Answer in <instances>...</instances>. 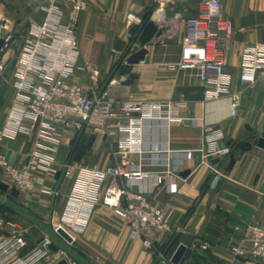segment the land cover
<instances>
[{
  "label": "crops",
  "instance_id": "obj_1",
  "mask_svg": "<svg viewBox=\"0 0 264 264\" xmlns=\"http://www.w3.org/2000/svg\"><path fill=\"white\" fill-rule=\"evenodd\" d=\"M189 1L193 0H183L186 5L181 10L185 15L194 13L198 7L189 4ZM220 1L223 16L234 23V31L225 43V63L230 73L231 92L241 94L235 116L231 115L230 96L206 100L204 88L196 75L169 67L180 60L182 34L147 45L148 54L144 60L136 64L127 62L130 68L126 72L120 68L114 71L115 62L122 53V50L115 49L119 39L114 43V50L118 53L103 50L96 27L93 31L92 26H96L102 16H110L121 22L129 12L142 15L152 7V0H89L88 8L80 19L82 54L79 67L91 62L104 74L118 77L119 82L111 86L112 98L117 101L183 99L186 105L181 109V114L187 119L169 125L157 122L146 125V162L158 161L163 165L166 159L180 174V178L176 179L179 184L176 193L164 186L153 187L146 180V190L154 188L150 193L151 198L165 211L171 212L170 228L151 231L152 246L147 245L142 237L131 238L129 225L113 208L100 204L92 214L87 231L76 234L74 243L58 239L61 248L72 251L74 257L67 259L69 264H174L169 259L181 244L186 245L187 250L180 264H264L263 259L251 256L252 243L247 231L250 224L264 225V148L257 145L258 138L264 137V78H260L254 86L241 83L245 47L264 43V0ZM45 4L46 0H0V23L8 24L20 41L32 23L42 21ZM172 10H177L175 5ZM14 56L12 49L4 54L7 66L0 73L1 126L8 118L16 93ZM129 74L134 76L132 82L126 84L124 80ZM71 79L89 87V80L82 69H78ZM191 118H195L196 122L193 123ZM205 124L221 127L225 131L220 146L228 147L230 153L215 157L220 158V162L213 163L215 158L203 159L200 148L204 146ZM94 135L91 149L78 163L102 169L117 162L104 135ZM89 136L81 135L78 140L68 130L63 134L62 143H69L73 139L86 141ZM31 139L32 135L25 132L8 139L5 152L11 163L19 165L24 162ZM245 141H249L252 147L242 152L240 145ZM184 150L196 151L188 159L181 152ZM232 154L236 156V162L231 170H227ZM133 158L130 168L137 169V158ZM186 169L191 172L184 177L181 172ZM0 175L3 182L10 186L7 192L0 191L11 195L14 187L12 178L2 169ZM110 181V177L105 179L103 190ZM49 183L61 192L59 196L39 188L20 193L18 197L11 195L20 199L45 223H51V234L44 232L43 236H34L33 240L53 235V223L63 213L73 179H65L60 172L56 178L49 179ZM203 243L207 244V248H202ZM73 245L75 247L70 248ZM237 245L244 248L243 256L234 253L233 248Z\"/></svg>",
  "mask_w": 264,
  "mask_h": 264
},
{
  "label": "built area",
  "instance_id": "obj_2",
  "mask_svg": "<svg viewBox=\"0 0 264 264\" xmlns=\"http://www.w3.org/2000/svg\"><path fill=\"white\" fill-rule=\"evenodd\" d=\"M157 1L175 4L179 0ZM88 5L89 0H46L42 21L32 23L20 41L8 24H0L8 30L0 51V73L7 66L4 54L12 49L17 77L12 108L5 124L0 125V169L9 174L20 193L39 188L59 196L61 192L50 185L49 179L56 178L59 171L65 179H73L63 213L53 223V235L31 240L22 224L0 219V264H56L62 258L71 260L69 251L57 243L58 239L67 242L58 230L62 228L75 241L76 234L87 231L92 214L100 204L113 208L129 225L131 238L142 237L147 245L152 246L151 231L170 228L171 212L151 198L154 188L146 190V180L153 187L164 186L176 193L179 188L176 179L180 174L166 159L163 165L158 161L146 162V125L185 121L187 118L181 109L186 101H117L112 98L111 86L119 82L118 77L104 74L91 62L79 67L80 19ZM162 11L166 16V6ZM170 18L172 25L164 30L163 40L183 33L180 60L169 67L196 75L206 100L230 96L231 115L235 116L241 94L231 92L230 73L225 63V43L234 31V23L223 16L222 2L201 0L194 13L185 15L177 9ZM145 22L141 14H127L129 27L141 28ZM78 69L85 71L89 87L71 79ZM260 78H264V43H255L243 51L241 83L254 86ZM191 121L195 123L196 119ZM68 130L78 140L84 134H103L117 162L102 169L81 164L73 160V148L66 163H58L57 150ZM19 132L31 134L32 139L26 159L15 165L8 159L5 148L8 139ZM224 138L223 128L205 124L204 146L200 148L203 159L227 156L230 149L220 146ZM195 151L181 152L191 159ZM133 157L137 158V169L130 168ZM108 177L111 181L103 190ZM247 231L252 243L251 256L264 260V225L250 224ZM53 244L58 246L57 251L52 249ZM201 246L207 248L206 243ZM233 251L236 256L245 254L242 245L235 246Z\"/></svg>",
  "mask_w": 264,
  "mask_h": 264
},
{
  "label": "rangeland",
  "instance_id": "obj_3",
  "mask_svg": "<svg viewBox=\"0 0 264 264\" xmlns=\"http://www.w3.org/2000/svg\"><path fill=\"white\" fill-rule=\"evenodd\" d=\"M200 1L201 0L189 1V4L192 3V5L198 6ZM159 5H163L164 7L166 6L167 8V20L166 23H163V29L166 31L172 25V19H168L169 16H173L172 7L175 5L177 9H181V7H184V5L186 4L183 3V0H179L175 4H162L157 0H152V7L148 9V12H150L148 13V15L150 16L154 12H157L156 10H158L157 8L159 7ZM92 27L93 31L95 30L94 27H96L97 38L102 42L101 49L109 50L112 54L118 53L116 52V50H114L115 41L117 39L125 40L126 45L123 48L122 53H120L118 61L115 62L116 67L114 71L120 68L123 72H126L130 68V65L127 63V58L135 50L140 48L139 42L135 39H131L129 32L132 27H129V25L127 24V16L126 19L121 22L116 21L113 17L110 16H102L100 17V19H98L97 25ZM0 181H3L1 175ZM0 219H3L4 221H17L22 224L25 231H27L28 233L27 237L31 240H33L34 236L37 238L43 236L44 232L47 234H51L52 232L50 222L45 223L43 218L37 217L33 214L32 210L25 207L20 199L13 198L10 194H5L2 191H0ZM39 230H41L42 232ZM72 247L75 246L73 245L70 248Z\"/></svg>",
  "mask_w": 264,
  "mask_h": 264
},
{
  "label": "water",
  "instance_id": "obj_4",
  "mask_svg": "<svg viewBox=\"0 0 264 264\" xmlns=\"http://www.w3.org/2000/svg\"><path fill=\"white\" fill-rule=\"evenodd\" d=\"M157 12H154L150 16L148 15V11L144 12L142 14L143 18L146 20L145 24L139 28L137 26H133L129 32L130 36L138 32L137 39L140 44V48L133 54H131L127 58V62L129 64H136L141 62L145 59L146 55L148 54V48L147 45L151 43H158L163 41L164 37V26H159V24L156 22L157 20ZM1 24V23H0ZM1 39H0V51L4 44L5 38L8 35V30L6 28L1 29ZM126 42H124L122 39H119L116 43L115 49L116 50H123ZM134 74H129L127 78L124 80V83L130 84L132 82ZM95 140V135H90L86 141H81L78 144L73 139L69 143H61L58 147L57 154H56V161L60 164H65L72 149L75 148L73 152V160L76 162H80L85 155L88 153V151L91 149L92 144ZM257 145L264 148V137L261 136L257 140ZM252 147V144L249 141H245L240 145V149L242 152H244L247 149H250ZM213 163L220 162V158H215L212 161ZM236 162V156L232 154L230 156L229 164L227 166V170H231ZM191 170L186 169L181 172V175L184 177H187L190 174ZM60 175V171L57 172V176ZM221 184V183H220ZM219 184V186H220ZM0 189L2 191L7 192L10 189V186L5 182H0ZM11 195L13 197H18L20 195V192L17 188L13 187L11 189ZM58 233L68 242V243H74V239L72 236H70L65 230L60 228L58 230ZM52 249L54 251L58 250V246L56 244L52 245ZM187 250V246L184 244H181L176 252L174 253L171 261L174 264H180V262L183 259V256ZM82 252V251H81ZM70 257H74L71 252L68 253ZM56 264H69V261L66 258L60 259Z\"/></svg>",
  "mask_w": 264,
  "mask_h": 264
},
{
  "label": "bare ground",
  "instance_id": "obj_5",
  "mask_svg": "<svg viewBox=\"0 0 264 264\" xmlns=\"http://www.w3.org/2000/svg\"><path fill=\"white\" fill-rule=\"evenodd\" d=\"M157 9H158V11H157L158 15H157L156 22H158V23H166L167 18H166V16L164 15V13L162 11L163 10V6L159 5V7ZM175 25H176V23H175Z\"/></svg>",
  "mask_w": 264,
  "mask_h": 264
},
{
  "label": "trees",
  "instance_id": "obj_6",
  "mask_svg": "<svg viewBox=\"0 0 264 264\" xmlns=\"http://www.w3.org/2000/svg\"><path fill=\"white\" fill-rule=\"evenodd\" d=\"M148 13H150V12H148ZM136 35H138V32L133 36V39H136L137 38V36ZM81 142V141H80ZM71 252V251H70Z\"/></svg>",
  "mask_w": 264,
  "mask_h": 264
},
{
  "label": "flooded vegetation",
  "instance_id": "obj_7",
  "mask_svg": "<svg viewBox=\"0 0 264 264\" xmlns=\"http://www.w3.org/2000/svg\"><path fill=\"white\" fill-rule=\"evenodd\" d=\"M136 33H137V32H136ZM136 33H135V34H136ZM135 34H133V35L131 36V39H133V36H134ZM136 36H137V35H136ZM135 40H138V39L136 38Z\"/></svg>",
  "mask_w": 264,
  "mask_h": 264
}]
</instances>
